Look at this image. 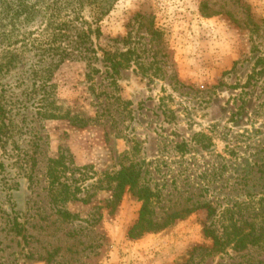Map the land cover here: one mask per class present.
I'll use <instances>...</instances> for the list:
<instances>
[{"label": "rangeland", "instance_id": "rangeland-1", "mask_svg": "<svg viewBox=\"0 0 264 264\" xmlns=\"http://www.w3.org/2000/svg\"><path fill=\"white\" fill-rule=\"evenodd\" d=\"M23 4L29 20L15 15ZM75 8L0 0V62L15 54L0 79L14 118L0 147V262L264 264V0H117L99 21ZM46 42L68 54L43 85ZM61 154L79 200H52ZM130 165L166 222L138 237L142 201L111 189Z\"/></svg>", "mask_w": 264, "mask_h": 264}, {"label": "trees", "instance_id": "trees-1", "mask_svg": "<svg viewBox=\"0 0 264 264\" xmlns=\"http://www.w3.org/2000/svg\"><path fill=\"white\" fill-rule=\"evenodd\" d=\"M117 0H73L77 5L76 10H83L86 5L91 6V12L94 14V17L97 21L101 20L114 6ZM29 6L23 4L15 13L18 17L21 13L25 14V19L29 20ZM77 12V11H76ZM50 24V23H49ZM66 26V25H65ZM61 31V30H60ZM89 30L83 32L80 37H77V43H82L86 41V36L89 34ZM65 37L66 33L60 32V34H53V37ZM67 37V36H66ZM54 42H46L44 45H39V48L36 50V55L40 56H49L52 60L48 65H45L41 72H38L36 76L41 80V84H47L48 78L52 76L53 66H58L60 64L66 53L65 48L61 46H56ZM56 46V47H55ZM15 54H11L5 58L3 62H0V79L4 74L5 69H9L10 65L14 61ZM58 56L59 60H54ZM112 68L117 71V66L112 64ZM40 84V85H41ZM49 99V98H47ZM9 98L6 96V92L3 88H0V147L10 139L11 132L13 131L14 118L9 115L12 110L9 108ZM68 168V165L65 162L64 154L59 155L57 158L50 160L47 176L49 179V189L52 194V200L59 202L66 201H75L79 200L77 194H74L71 189V185L68 182L63 181L62 177L65 175V172ZM141 173L135 169L133 165L123 167L115 176L113 180L115 181L114 186H111L113 190V197L116 201L120 200L121 195L128 188L135 192L138 195L139 199L142 201V207L140 210L139 219L135 224L130 228L129 235L130 237H138L144 233L156 232L166 226V222L161 223L156 219L157 211L155 208L157 201V193L155 189L150 186L141 185L140 175ZM264 201V198L262 199ZM190 210V209H189ZM188 210V211H189ZM60 213L66 216H72L67 210H59ZM180 217L179 213H174L173 216ZM208 236L212 237L216 244L218 239V234L213 230L206 229ZM0 264H3L0 262Z\"/></svg>", "mask_w": 264, "mask_h": 264}]
</instances>
